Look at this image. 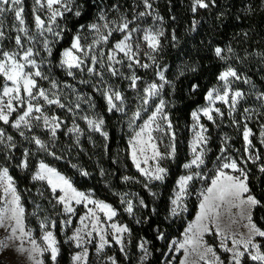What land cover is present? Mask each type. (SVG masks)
<instances>
[{"label": "snow or ice", "instance_id": "6c2138e0", "mask_svg": "<svg viewBox=\"0 0 264 264\" xmlns=\"http://www.w3.org/2000/svg\"><path fill=\"white\" fill-rule=\"evenodd\" d=\"M156 0H139V4L143 5L142 11H136L139 4H133V14L129 18L127 11H121L118 4L109 6L92 5L91 0H34L32 9L34 17V30H31L24 16V0H0V28L4 26V17L6 14L14 15V23L12 30L17 33L15 36V48L5 50L3 41L6 39L5 32L0 30V124L10 127L18 136L23 138L30 144L35 145V150L24 148L22 158L17 165L22 170L29 167V157L39 153H45L52 156L56 160L62 159L56 155L51 148L56 147L55 141L58 139V132L62 129L64 121L55 113L49 114L48 109L55 106L60 109H66L73 113V126L67 127L65 135H75L76 143H79V137L83 134V130L75 123V116L80 109L81 103H87L88 108L92 111L91 115H83L80 118L85 121L88 130L98 133L107 140L108 132L104 130L105 119L102 115L95 113L96 105L92 102V97H83L77 93V99L80 103L75 104V109L66 105L61 100L63 89H71L76 93V88L69 83L58 81L52 75V60L49 59L53 55L52 44L58 42L63 37L66 29L58 23V19H64L65 13L73 12L77 18L87 15L92 8H96V16L93 22L87 25L80 24L77 32L72 36L70 46L65 48L55 67H59L66 72L68 77L76 79V72L81 75L86 71L88 75L99 78V83L103 87L93 85V91L100 94L106 103L109 113H121L126 115V97L118 87L109 84L105 79L103 69L113 78H123L130 81L129 88L137 92L140 106L134 111L129 119V127L133 132L130 137L129 156L132 164L139 172L140 176L148 181L144 187L153 197L157 193L152 192L150 184L152 182H164L168 176V169L161 163L163 160H174L177 152L176 135L172 121L165 112L167 101L161 96L166 85H170L165 76V70L160 69L157 64V54L162 50L161 38L165 35L163 29L164 19L154 8ZM216 0H191V12L193 14L192 27L193 32L196 31L199 20L195 18L200 10H206L210 7H216ZM46 10L47 18H42L39 14ZM250 10V9H249ZM117 13L114 19L109 18V13ZM151 18L152 23L148 24L147 20ZM175 19V17H173ZM86 29L87 35L93 36L90 43L82 42V35ZM45 33L56 37V41H50ZM115 33L121 34L120 39L112 44L107 52L101 45H108L110 38ZM246 35V34H245ZM86 38V37H85ZM175 41V35L172 36ZM25 41L28 46H25ZM42 44L43 51L47 53V57L41 56V51L36 47ZM175 46V44H173ZM233 49L215 47L214 54L221 61H227V54H231ZM141 56L151 61L142 62ZM40 57L38 61L36 58ZM264 57V54H262ZM90 62V63H89ZM99 66L97 68L96 66ZM44 66L48 67L47 72ZM119 66V67H117ZM156 68V76L160 83L149 82L143 88V95L140 96V85L142 77L136 74V68L145 70ZM124 68L129 73L123 71ZM75 70V71H73ZM196 71L195 68L191 69ZM181 71L180 75H183ZM221 82V87L210 88L205 94L206 106L198 107L191 112V120L193 124L191 130L193 137L189 143L191 159L182 165L185 174L181 175L175 184L172 197L170 198V216L177 217L182 212H187V199L194 193L192 192V183L199 179L206 180V175L202 172V166L205 165V157L209 151V129L202 123V117L209 122L215 123L216 118L223 120L225 113L215 105L219 102L227 106V116L232 120L234 126H239L234 113L238 110L241 101L246 100L248 94L244 91L233 88L232 85L242 81L244 84H251L255 89V84L233 66L228 65L225 70L221 71L217 77ZM39 81H47L48 88L39 84ZM81 84L91 83L88 80H80ZM198 85H192V91L195 92ZM257 101H260L258 107L243 109V131L242 139L244 142V155L239 161L233 158L229 153V137H222V146L220 154L216 158V170L214 177L211 178L210 184L202 187L195 193L199 200L198 211L195 218L184 230L183 240H173L169 245L170 252H179L183 250L184 258L180 260V264H264V226L258 225L254 220V211L257 208H264V201H261L252 193L249 185L250 174L247 164H256L258 171L264 174V162L258 151H254L252 137L254 135L247 121H250L252 115L256 116L264 114V92H254ZM153 100L158 102L154 105V110L150 112L147 119L142 124L137 125L136 121L142 117V112H149L153 105ZM43 101V103H41ZM15 114V116H14ZM215 114V115H214ZM159 121H164L162 125ZM41 129L48 133L49 140L45 141L35 135L34 129ZM259 143L264 146V123L260 124ZM162 133L169 136L170 141L167 145L168 151H160L159 144L163 140L154 136V133ZM27 133H32L31 136ZM0 147L5 149V159H11L10 152L18 147L15 137L8 133L5 128L0 127ZM151 161V163H149ZM259 162V163H258ZM243 164L244 167L240 165ZM142 165H146L142 167ZM73 168H77L81 176L87 177L90 174L79 169L73 164ZM230 170V171H225ZM232 173H235L233 175ZM104 170L101 169L103 176ZM135 178L125 175L122 177L124 182L133 181ZM33 182H40L47 185V189L51 192L50 200H54L53 209L57 205L61 206V213L66 216L76 215L75 205H83L86 209L84 215L79 217V227H76L71 235L67 234V228L72 225L73 221L60 220L59 224L63 235L64 243L73 245L79 251L74 252L71 256V264H88L89 250L87 244L93 242V233L98 237L96 243V253L99 256L104 252L106 247H111L112 242L106 237L109 235L105 230V224L102 222L97 212L103 213L108 221H113L117 216V210L110 204L95 199L93 194L78 190L72 183L71 179L60 173L55 167L41 160L36 166L35 171L31 174ZM135 182L139 183V180ZM0 228H3L8 235L0 240V249H10L15 246L16 251L20 254L25 252L31 264H46V260L42 259L47 254L51 264H59L58 257L61 255L60 241L58 240L54 229L57 221L52 219L51 215L41 217L40 212L45 211L40 204L36 207L32 215L36 216L39 222L41 235L38 240L33 235V230L27 227L26 210L21 203V196L17 191L14 178L10 175L7 166L0 165ZM41 198L44 192L39 191ZM127 195V194H125ZM121 203L125 204V211L130 215L133 214V202L124 196L121 197ZM92 205L93 207H89ZM140 205L145 206L144 201L140 200ZM227 217L230 223L226 227H222L223 219ZM246 220L243 224L246 229L245 233H238L231 230V225L237 224L238 220ZM88 221V223H85ZM112 231L110 233L112 241L120 246V251H125L123 234L129 233L127 226L118 225L112 222L107 225ZM215 235L219 238V248L226 254L224 259L218 254L214 247L207 244L205 235ZM239 236V238H237ZM164 234L158 233L157 239L163 240ZM231 241L229 246L228 241ZM16 242H19L18 245ZM30 245L25 248L24 244ZM150 241L142 239L138 245L143 255L141 261L147 259L150 255L147 245ZM195 257V259H191ZM110 264H117L114 257H108ZM0 264H12L9 261L0 260Z\"/></svg>", "mask_w": 264, "mask_h": 264}, {"label": "trees", "instance_id": "16d2710c", "mask_svg": "<svg viewBox=\"0 0 264 264\" xmlns=\"http://www.w3.org/2000/svg\"><path fill=\"white\" fill-rule=\"evenodd\" d=\"M77 3H82V0H77ZM134 3L139 4V0H102V6L105 7L118 4L122 12L127 11L129 18L132 17ZM91 4L100 5L101 0H91ZM216 5V7L200 10L196 14L195 18L200 22L196 31L193 32L191 30L193 19L191 0H156L154 4V8L164 19L165 35L161 38L163 47L157 54V64L160 69L165 68V76L171 81L170 85L165 86L162 97L167 101L165 111L173 124L177 148L175 159L166 163L168 176L165 181L149 185L151 190L157 193V196L153 197L149 194V191L144 187L146 184L144 178L140 176L129 158L128 141L132 133L129 119L140 106V101L137 92L129 88L130 81L128 80L117 86L116 78L111 77L107 72L105 75L114 86L124 93L127 104L126 115L109 113L104 99L93 91L91 83L81 87L84 94L92 97V102L96 105L95 113L102 115L105 119L104 130L108 132L109 137L107 140L98 133L89 131L85 121L80 118L83 115L92 114L93 110L88 108L87 103H81L75 116V123L84 132H87L79 137V143H76L75 135H65L67 127L73 126V113L55 106L48 109L49 114L55 113L64 121L62 129L58 132V139L55 141L56 147L51 148V151L62 157L60 160L45 153H39L29 157V167L26 170L20 169L17 165L21 161L24 148L35 150V145L23 140L10 127L0 124V127L5 128L15 137V142L18 145L17 148L11 150V159H5L6 150L0 147V165L7 166L10 175L14 178L17 191L21 196V203L26 210V224L29 227L36 233L40 232L38 219L32 215L36 204H40L45 210L39 213L41 217L51 215L52 219L57 221L54 232L61 246V255L58 257L59 264L69 263L72 248L64 243V235L59 224L61 214L58 215V213H61V206L57 205L53 209L52 205L55 204V201L50 200L51 192L47 189V185L31 180V174L41 160L70 178L78 190H91L98 200L111 204L117 210L118 218L130 230L129 247L133 253L137 251L140 240L150 241V257L145 264H161L170 239L179 237L187 222L195 215L197 202L194 199L187 215L173 219H170L169 216V198H171L178 177L184 173L182 165L190 158L188 141L191 112L204 104L205 94L217 83V77L225 68V62L255 84L253 93L264 92V57H262L264 54V0H216ZM33 7L34 0H24V16L31 30H34L35 27ZM72 7L73 12L65 13V18L60 20V25L66 31L58 42L51 45L53 55L49 58L52 60V65H50L52 75L61 83L69 84H72L74 80L55 65L59 62L61 52L70 46L72 36L77 32L79 25L93 22L97 11L96 8H92L87 12V15L77 18L73 14L76 10L75 5ZM142 10H144L143 5L139 4L136 11ZM117 16V13H109L110 19ZM147 23H152L151 18L147 20ZM173 35L176 37L175 41L172 40ZM120 37L121 34L115 33L110 38V43L105 45V52ZM217 46L233 49L231 54L226 53L229 56L227 61H221L215 56L214 49ZM50 66L46 67V72ZM192 68H195L196 71H192ZM135 71L138 76L142 77L138 82L140 85L139 95L142 96L145 84L154 79L156 68L155 66L147 70L136 68ZM181 71H183V75H180ZM194 84L198 85L195 92L192 91ZM240 87L244 90L249 88L244 83H241ZM61 100L73 109H75L76 103H80L78 99ZM247 106H249L248 101H241L237 112L234 113L235 118L241 121L238 127L234 126L232 120L227 116L228 108L225 106L222 107V111L225 113L223 120L217 117L215 123L204 121L205 126L209 129L207 133L210 137L208 146L211 148L206 166L213 162L220 153L222 137L225 135L230 138L231 154L234 157H244L242 131L245 121H243V109ZM247 122L254 133L253 144L262 157L261 162H264V146L257 140V135L260 132L259 125ZM34 133L45 141L49 140L48 133L39 128L34 129ZM27 135L31 136L32 133H27ZM233 150L236 151L233 152ZM73 164L90 175L81 176L77 168L72 167ZM101 169L105 173L103 176ZM246 170L250 174L249 185L252 193L264 201V174H261L257 165L252 163L247 164ZM125 175L135 179L124 182L122 177ZM136 180L140 182L137 183ZM39 191L44 192L43 198L40 197ZM125 194L133 196V211L136 217L127 214L126 205L121 203V197ZM141 199L146 207L137 205ZM253 215L258 225L264 226V208H257ZM158 233H163L165 238L157 239ZM115 256L120 264H134L133 260L126 262L119 253H116ZM45 258L46 264H51L47 255Z\"/></svg>", "mask_w": 264, "mask_h": 264}, {"label": "rangeland", "instance_id": "374dc122", "mask_svg": "<svg viewBox=\"0 0 264 264\" xmlns=\"http://www.w3.org/2000/svg\"><path fill=\"white\" fill-rule=\"evenodd\" d=\"M42 18H47V13H46V10L43 11V12H40L39 13ZM60 20L61 19H58V23L60 24ZM14 23V15L9 13V14H6V16L4 17V26L3 28H0V30L4 31L5 32V36H6V39L3 41V44H4V48L5 50H12L14 49L16 46H15V36L17 35V33L15 31L12 30V25ZM35 28V27H34ZM45 36L50 40V41H55L57 40L56 37H52L50 34L48 33H45ZM86 37V38H85ZM93 39V36L91 35H87V32H86V29L84 30V34L82 35V42L84 43H90L91 40ZM25 46L27 47L28 46V42L25 41ZM36 47L41 51V56L42 57H45L47 53H45L43 51V48H42V44H37ZM100 47H102L103 49H105V45H101ZM105 51V50H104ZM38 61L40 60V57H37L36 58ZM141 61L142 62H150L149 60H147L146 57H143L141 56ZM90 63V62H89ZM228 66L227 62H225V68ZM46 67L47 66H44V70L46 72ZM97 68H99V66L97 65L96 66ZM119 67V66H117ZM225 68L223 70H225ZM136 70V69H135ZM163 70H165V68H163ZM64 71V70H63ZM75 71V70H73ZM104 72V76L106 75V69H103L102 70ZM123 71L125 73H129V70L127 68H124ZM65 72V71H64ZM66 73V72H65ZM109 74V73H108ZM105 79L107 80V82L109 84H112V82L109 80V78H107L105 76ZM74 82L72 83V85L76 88L77 92L76 93H73L71 91V89H63V92L61 94V99H77V93L79 94H82L83 97L87 98L88 96L86 94H84L82 92V89L81 87L83 86H86L87 84H81L79 81L80 80H88V81H91V84L92 85H97L99 87H103L102 84L99 83V78L98 77H95V76H89L88 73L85 71L82 75L78 72L76 73V79H73ZM116 82H117V86H120L124 81L125 79L123 78H119V79H115ZM0 82H2V78H0ZM150 82H156V83H160V81L158 80L157 76H156V73H155V77L153 80H151ZM149 83V82H148ZM241 83H243L242 81L240 82H236L232 85V87L235 89V88H238L242 91H244L246 94H248V97L246 99V101H248V105L247 106L248 108H256L258 107L260 101H257L255 99V96L252 95L253 93V89L251 86H248V84H245L246 87H249L247 90H244L240 87ZM39 84L45 88H48L49 87V84L47 81H39ZM113 85V84H112ZM116 85V84H115ZM61 86H63V83H61ZM213 87H221V82L217 81V83L215 85H213L211 88ZM161 96H162V93H161ZM103 98V97H102ZM104 99V98H103ZM253 99V100H252ZM245 101V100H243ZM250 101V102H249ZM43 101H41L42 103ZM158 101L157 100H153L151 101L150 103L153 105V107L150 109L149 112H142V117L140 120L136 121V124L137 125H140L143 123V121L145 119H147V116L150 114V112L152 110H154V105L155 103H157ZM203 106H206V101L204 102L203 105L201 106H198V107H203ZM225 106L227 107L226 105L222 104V103H217L215 105V107H219L221 110H222V107ZM196 107L195 110L198 108ZM264 111V110H262ZM166 112V111H165ZM167 113V112H166ZM168 114V113H167ZM215 115V114H214ZM204 121H208L206 118H203L202 117V123L204 124ZM162 125L165 123L164 121H159ZM249 122H253V123H257L259 125V129H260V124L264 123V114L262 115H259V116H256L255 114L252 115V118ZM193 124V121L191 120V124H190V138H189V141L188 143H190L192 137H193V132L191 130V126ZM205 125V124H204ZM88 128V127H87ZM261 130V129H260ZM87 132H84L83 131V134H86ZM133 135V132L131 133V136ZM82 136V135H80ZM130 136V137H131ZM154 136L156 137H159L163 140V143H160L159 144V148H160V151L162 152H167L168 151V148H167V145L170 141V137L169 136H166V135H163L162 133H154ZM130 139V138H129ZM257 140H259V133L257 135ZM129 146V145H128ZM189 146V145H188ZM209 147V146H208ZM231 145H230V148L228 149V153L233 157V158H236L238 161L242 158V157H234L232 154H231ZM243 149H244V142H243ZM188 152H189V155H190V158L186 161L188 162L190 159H191V152H190V148H188ZM236 150H233V152H235ZM254 151H257L256 147L254 149ZM129 152H130V149H129ZM211 152V148L209 147V151L205 157V161H207V157L208 155L210 154ZM220 154V153H219ZM218 154V155H219ZM130 158V156H129ZM217 158V157H216ZM216 158L213 160V162H211L209 165L206 166V163L204 166H202V172L206 175V180L204 181H201L199 179H196L193 183H192V192L194 193L193 195H191L190 197H188L187 199V207H188V211H190V207H191V204L193 202V200L195 199L196 202H197V210L195 211V215H196V212L198 211V204H199V200L197 198V196L195 195V193L197 191H199L202 187H206L208 184H210L211 182V178L214 177L215 175V170H216ZM245 155H244V157ZM131 160V159H130ZM170 160H163L161 161L162 165L164 167H166V163L169 162ZM185 162V163H186ZM151 163V161L149 162ZM134 166V165H133ZM146 165H142V167H145ZM241 167H244L243 164L240 165ZM135 168V167H134ZM183 168V167H182ZM136 169V168H135ZM184 173L185 174V170L183 169ZM225 171H230V170H225ZM182 174V175H183ZM233 175H235V173H232ZM64 175V174H63ZM181 176V175H180ZM179 176V177H180ZM178 177V178H179ZM144 178V177H143ZM145 180V178H144ZM146 183H148L147 180H145ZM153 183H160V182H152L151 184L153 185ZM208 183V184H207ZM150 184V185H151ZM206 184V186H205ZM46 185V184H45ZM80 191H84V192H91L93 194V192L91 190H80ZM0 192L2 194V189H0ZM153 192V191H152ZM173 194V192H172ZM93 197L95 199H98L94 194H93ZM172 197V195H171ZM124 198L125 200H132L133 196H129V194L127 195H124ZM170 199V198H169ZM100 200V199H99ZM103 201V200H102ZM133 202V201H132ZM107 203V202H106ZM109 204V203H108ZM111 205V204H110ZM138 206L142 207L140 205V202H138L137 204ZM112 206V205H111ZM73 207L76 209V215L74 216H66V215H63L61 214V220H67V219H71L73 221L72 225L69 226L67 228V234L68 235H71L72 234V231L76 228V227H79V217L84 215L85 212H86V209L83 207V205H75L73 204ZM89 207H93L92 205H89ZM113 207V206H112ZM171 207V205H170ZM114 208V207H113ZM115 209V208H114ZM182 212L179 216H185L187 215L189 212ZM129 214V213H127ZM97 215L100 216L102 222L105 224V230L106 232L109 233V235L106 237L107 239H109V241L112 242V246L111 247H106L104 252L101 253L99 256H97V253H96V243L98 242V237L95 236V233H93V242L90 243V244H87L86 247L88 248L89 250V258H88V264H110V262H108L107 258L108 257H114L116 259V253H119L121 255V257L126 261V262H130L131 260L134 261V264H145L146 261L149 259L150 255L147 257L146 260L144 261H141V256L143 255L142 251L139 250V248L137 247V251L135 253L132 252V250L130 249L129 247V236H130V233H124L123 234V242H124V247H125V251L122 253L120 251V246L119 245H116L114 243V241H112V237L110 235L111 233V229L110 228H107V225L112 223V222H115L117 223L118 225H124L126 226V224L124 222H122L119 218H118V212H117V216L113 218V221H108L104 218L103 216V213L101 212H97ZM130 215V214H129ZM134 211H133V214H131V216H134ZM195 215L193 216V218L187 222L185 228L187 227V225L194 220L195 218ZM169 216H170V212H169ZM136 217V216H134ZM178 217V216H177ZM174 217L170 216V219H173ZM237 220H238V223L237 224H233L231 225V230L234 231V232H238V233H245L246 232V229L243 227V224H245L247 221L246 220H239V218L237 217ZM26 223V221H25ZM85 223H88V221H86ZM230 223V221L228 220L227 217H225L222 221V224L221 226L222 227H226L228 224ZM27 225V224H26ZM27 227H29L27 225ZM31 228V227H29ZM184 228V230H185ZM32 229V228H31ZM33 230V235L34 237L38 240V242L42 243V241L39 240V237L41 235V232L39 233H36ZM184 230L183 232L181 233V235L177 238H173V239H170V242L168 244V249L166 251V253H164V258L162 260V263L161 264H180V260L184 258V252L183 250H180L179 252H170L169 251V245L171 244V242L173 240H177V241H182L183 240V233H184ZM8 235L7 232H5V230L3 228H0V240L4 239L6 236ZM237 238H239V236H237ZM64 239H65V236H64ZM205 241L207 242V244L211 245L214 247L215 251L220 254L222 256V258L226 259L227 256L225 253H223L221 251V249L219 248V238H217L214 234L213 235H205ZM141 242V240L139 241V243ZM17 245L19 242H16ZM138 243V245H139ZM228 244L229 246H231V241L229 240L228 241ZM70 246V248H72V253L70 255V259H69V263L68 264H71V256L74 252H77L79 251V249H76L73 245L71 244H68ZM24 247L25 248H29L30 245L25 243L24 244ZM147 247L149 248V244L147 245ZM150 251V250H149ZM47 255V254H46ZM42 259H46L45 257H43ZM191 259H195V257H192ZM0 260H3V261H11L12 264H31V261L29 260L28 258V254L25 252L24 254H20L19 252L16 251V248L15 246L10 248V249H0ZM117 261V259H116ZM117 264H120L118 261H117ZM201 264H203V262H201ZM249 264H251V262H249Z\"/></svg>", "mask_w": 264, "mask_h": 264}]
</instances>
